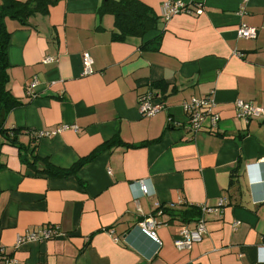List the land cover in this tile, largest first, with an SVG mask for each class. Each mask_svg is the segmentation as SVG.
<instances>
[{"label":"crops","instance_id":"obj_1","mask_svg":"<svg viewBox=\"0 0 264 264\" xmlns=\"http://www.w3.org/2000/svg\"><path fill=\"white\" fill-rule=\"evenodd\" d=\"M103 1L60 0L26 25L6 20L7 89L20 105L4 127L20 129L33 154L24 162L15 147L1 148L0 247L15 264H264V114L244 120L235 107L264 109V0H172L203 10L169 20L167 0H139L159 18L157 30L124 42L113 40L114 17L98 12ZM240 24L257 38H238ZM148 93L163 104L152 117L139 112ZM207 97L219 121L205 118L193 134L182 103ZM98 150L75 174H53ZM222 198L204 216L202 240L177 250L174 239L195 222L163 209ZM146 217L160 244L139 229ZM37 227L59 235L16 244Z\"/></svg>","mask_w":264,"mask_h":264},{"label":"trees","instance_id":"obj_2","mask_svg":"<svg viewBox=\"0 0 264 264\" xmlns=\"http://www.w3.org/2000/svg\"><path fill=\"white\" fill-rule=\"evenodd\" d=\"M60 0H26L20 2L18 0H2L0 3V118L1 112H4L3 122L0 123V151L4 145H10L18 150L19 156L27 159L26 154L30 153L27 145L19 141L21 135L20 129H7L4 127V121L8 113L20 105V102L14 98L7 85L9 77L7 74L8 61L7 51L10 43V33L6 28V20H15L22 25L27 24L30 16L36 13L47 14L49 7L55 5ZM98 12L101 14H111L114 17L115 33L113 34L114 41L124 42L128 38H141L151 31L157 30L159 18L155 15L153 10L139 0H104ZM33 136V132H29ZM106 147L112 146L109 142L105 144ZM104 145V146H105ZM104 147H101L103 149ZM94 152L92 155L82 159L72 168L65 171H58L54 175L65 176L75 174L86 162H90L95 155L100 151ZM31 152L29 155H32ZM25 155V156H22ZM34 157V156H33ZM28 160V159H27ZM4 166L0 163V170ZM173 206V205H172ZM175 206L171 207L174 208ZM161 209V208H160ZM176 212L174 219H181L183 222H196L200 217L199 209H188L182 212L174 211L175 209L165 208L163 211ZM1 264V260H0Z\"/></svg>","mask_w":264,"mask_h":264},{"label":"built area","instance_id":"obj_3","mask_svg":"<svg viewBox=\"0 0 264 264\" xmlns=\"http://www.w3.org/2000/svg\"><path fill=\"white\" fill-rule=\"evenodd\" d=\"M242 3L246 4L250 0H241ZM202 4L194 3L193 5H186L180 1L167 0L163 3L161 8V16L164 20H169L170 17L177 14H201ZM243 10V9H241ZM241 14L243 11H240ZM237 37L244 40H255L257 38V30L254 27L248 26L246 24H240L237 28ZM45 62L51 61L50 58L44 59ZM92 59L89 53L83 54V64H84V74H91ZM36 81L32 82L34 86ZM139 112L144 117H152L156 115L163 109V104H153L152 103V93L145 94L138 100ZM214 101L207 98H192L188 101L182 103V109L187 117L188 129L191 133L195 134L200 131L203 127V122L205 118H209V123L212 127L216 126L219 121V116L213 113ZM237 117L246 120L249 117H258L264 114V109L256 108L250 103H245L242 101L235 102ZM67 129L63 126L55 131L49 132H36L33 136L44 137L52 136L57 132ZM75 129V128H74ZM143 194L145 193L143 182L139 184ZM226 204L225 199H221L215 207L200 206L198 209L200 211V217L195 222L194 229L190 230L187 227L181 229L178 237L174 239L173 245L177 250H190L192 245L198 243L202 240L206 234V226L204 216L206 214H214L220 211V209ZM139 229L141 232L151 239L152 241L160 244V240L156 233L157 222L152 217L143 218L139 222ZM59 232L57 228L51 227H37L29 230L22 236H18L16 244L20 245L22 243L44 241L53 237H58ZM117 240V239H115ZM262 260L264 261V247L262 249ZM0 260L1 264H15L14 260L9 258L4 248L0 247Z\"/></svg>","mask_w":264,"mask_h":264},{"label":"water","instance_id":"obj_4","mask_svg":"<svg viewBox=\"0 0 264 264\" xmlns=\"http://www.w3.org/2000/svg\"><path fill=\"white\" fill-rule=\"evenodd\" d=\"M3 119H4V112L2 111V112H1L0 123H2V122H3Z\"/></svg>","mask_w":264,"mask_h":264}]
</instances>
